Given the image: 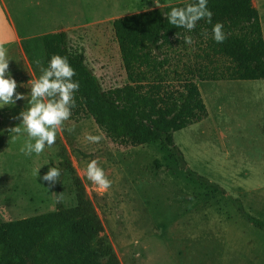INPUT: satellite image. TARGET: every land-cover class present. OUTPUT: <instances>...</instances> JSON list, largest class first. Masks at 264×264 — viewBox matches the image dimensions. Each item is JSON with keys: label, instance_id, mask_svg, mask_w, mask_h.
Listing matches in <instances>:
<instances>
[{"label": "rangeland", "instance_id": "rangeland-1", "mask_svg": "<svg viewBox=\"0 0 264 264\" xmlns=\"http://www.w3.org/2000/svg\"><path fill=\"white\" fill-rule=\"evenodd\" d=\"M154 8L159 6L152 0H0V45L7 49L9 74L20 85L16 91L26 96L0 108V220L70 208L79 190L119 264H264V230L251 223L264 225V94L258 87L193 78L207 117L174 132L172 140L185 167L217 188L188 174L164 144L111 142L85 114L65 121L56 142L40 155L21 153L26 136L13 140L9 131L28 107L29 81L41 75L36 61L46 67L42 35L65 32L69 46L82 50L107 90L126 83L112 20ZM11 26L15 44L8 41ZM177 40L159 55L167 58L172 81L171 70L204 63L198 45ZM89 134L103 139L89 143ZM92 160L112 181L102 195L85 174ZM49 167L61 172L52 185L41 179Z\"/></svg>", "mask_w": 264, "mask_h": 264}, {"label": "trees", "instance_id": "trees-1", "mask_svg": "<svg viewBox=\"0 0 264 264\" xmlns=\"http://www.w3.org/2000/svg\"><path fill=\"white\" fill-rule=\"evenodd\" d=\"M252 0H208L211 23L197 22L191 32L168 24L166 12L186 3L134 13L111 22L126 83L102 90L87 67L82 50L72 49L66 33L42 35L40 43L47 67L52 55L66 57L74 68L79 90L74 94L71 116H89L111 142L141 146L160 142L173 150L179 162L183 158L173 144L172 134L198 123L207 112L193 78L201 81L264 80V46ZM223 24L226 39H212V27ZM191 36L204 61L171 70L168 80L167 58L159 57L172 41L183 43ZM220 60L222 61L220 63ZM176 82V86L173 85ZM199 177L203 183L217 188ZM235 204L237 199L228 198ZM264 230V225L252 221ZM0 264H119L102 234L90 203L75 192V204L67 209L3 222L0 220Z\"/></svg>", "mask_w": 264, "mask_h": 264}, {"label": "clouds", "instance_id": "clouds-1", "mask_svg": "<svg viewBox=\"0 0 264 264\" xmlns=\"http://www.w3.org/2000/svg\"><path fill=\"white\" fill-rule=\"evenodd\" d=\"M154 6L161 7L160 0H152ZM208 0H193L184 7H172L166 12L168 24L176 28H183L189 32L195 29L200 20L211 23L212 13L207 7ZM212 39L217 43H223L226 39L223 24L217 22L212 27ZM184 42L192 44L191 36H185ZM41 75L29 81L30 91L27 94L28 107L22 110L17 117L20 123L9 129L15 135L16 140L21 135L26 139L20 149L25 156L33 154L40 155L46 147H51L57 138V132L64 130V123L72 115L75 107L74 94L79 90V82L74 81L76 75L74 68L66 57L52 55L47 67L36 61ZM20 85L9 74V59L7 49L0 45V108L14 105L17 100H25L24 94L16 91ZM69 128L68 131H73ZM101 135H86L85 140L89 143H99ZM37 168L35 175H38ZM86 177L92 182L102 195L112 185L104 170L96 160L89 161L85 170ZM61 176L60 169L49 167L48 171L41 177L50 185L55 184ZM62 195L57 196V203L62 201Z\"/></svg>", "mask_w": 264, "mask_h": 264}, {"label": "crops", "instance_id": "crops-1", "mask_svg": "<svg viewBox=\"0 0 264 264\" xmlns=\"http://www.w3.org/2000/svg\"><path fill=\"white\" fill-rule=\"evenodd\" d=\"M252 7L256 10L257 16H258V21H259V26H260V31H261V38L263 41V46H264V21H261V17H264V0H252L251 1ZM10 35L11 37L9 38L8 41L11 43L13 42L15 44V29L13 26L10 27ZM220 82H225V83H231L235 82L236 85H247L249 87H258L257 90L261 91V93L264 94V80H236V81H213L209 83H220ZM239 87V86H238ZM242 87V86H241Z\"/></svg>", "mask_w": 264, "mask_h": 264}]
</instances>
